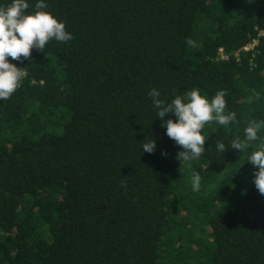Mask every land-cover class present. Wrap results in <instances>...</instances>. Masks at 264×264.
<instances>
[{
	"label": "trees",
	"instance_id": "obj_1",
	"mask_svg": "<svg viewBox=\"0 0 264 264\" xmlns=\"http://www.w3.org/2000/svg\"><path fill=\"white\" fill-rule=\"evenodd\" d=\"M43 2L72 39L8 57L26 75L0 99V264H264L248 161L264 127L230 147L264 121V0ZM152 89L166 104L226 90L236 119L205 124L202 155L179 161Z\"/></svg>",
	"mask_w": 264,
	"mask_h": 264
},
{
	"label": "clouds",
	"instance_id": "obj_2",
	"mask_svg": "<svg viewBox=\"0 0 264 264\" xmlns=\"http://www.w3.org/2000/svg\"><path fill=\"white\" fill-rule=\"evenodd\" d=\"M46 7L43 0L36 3L35 8L38 10L34 14H25V10L29 8L26 0H12L6 8L0 7V99H9L26 75L22 69L9 63L8 57L16 61L21 57L27 59L34 47L43 51L50 39L61 42L72 39L71 34L65 31L64 23L58 22L50 13L39 10ZM187 43L195 46L194 41L188 40ZM148 95L152 98L153 106L158 109V118L164 121L162 126L166 128V135L182 146L183 151L176 157L179 161H189L202 155L205 137L201 130L205 124L216 121L227 126L236 119L234 112L225 114L226 90L217 92L211 102L195 89L187 93V102L181 96H176L171 103L166 104L159 99L160 93L156 89H152ZM168 114L175 115V122L172 119H163ZM261 127H264V121L250 122L245 128V139L232 140L230 147L239 151L245 150L249 147V142L258 139V130ZM216 147L222 153L227 150L220 142ZM142 148L145 152L152 153L155 142L151 139ZM248 161L258 169L254 173V184L258 192L264 195V143L260 145V150L251 154ZM200 180L199 174L193 177L194 191H199Z\"/></svg>",
	"mask_w": 264,
	"mask_h": 264
},
{
	"label": "built area",
	"instance_id": "obj_3",
	"mask_svg": "<svg viewBox=\"0 0 264 264\" xmlns=\"http://www.w3.org/2000/svg\"><path fill=\"white\" fill-rule=\"evenodd\" d=\"M254 42H255V39H252L250 42L244 44L242 47L245 48V49L250 48L254 44ZM218 55L220 57H225V54H223L221 52V49L220 48L218 49Z\"/></svg>",
	"mask_w": 264,
	"mask_h": 264
}]
</instances>
